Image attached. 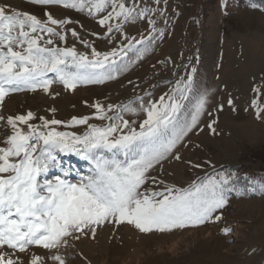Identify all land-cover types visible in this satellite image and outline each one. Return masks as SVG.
<instances>
[{
  "label": "rangeland",
  "instance_id": "rangeland-1",
  "mask_svg": "<svg viewBox=\"0 0 264 264\" xmlns=\"http://www.w3.org/2000/svg\"><path fill=\"white\" fill-rule=\"evenodd\" d=\"M138 2L141 8L147 5L153 10L149 18L154 25L145 18L124 24L122 32L114 28L108 34L107 26L98 23L106 13L93 18L87 10L44 8L28 0H0V5H11L42 21L46 19L45 12L57 20H70L64 29H55L67 30L66 43L57 41L60 47L74 46L90 57L91 48H85L81 41L101 53L133 46L121 61L126 68L115 74V79L78 86L75 90L54 83L48 94L42 90L12 93L0 115L32 111L37 117L68 122L72 117H91L95 112L92 105L96 103L105 108L131 103L139 108L141 98L146 105L158 102L161 96L167 99L177 82L191 75L193 83L186 108L191 110L199 96L206 94L205 113L198 126L177 146L175 155L180 159L170 157L157 165L150 172L155 183L150 179L145 187L154 191H164L166 186L187 188L193 182L223 172L229 177L235 174L232 183L243 194L229 193L226 208L217 213L221 219L198 228L144 235L128 225L107 226L98 229L95 239L70 241L74 247H61L57 254L64 256L67 264H264V197L252 190L264 182V10L242 0ZM125 3L130 4L131 0ZM110 23L115 26L117 21ZM71 30L78 33V39L71 36ZM141 39L144 44L137 43ZM141 53L142 58H138ZM257 107L261 109L260 118L256 115ZM124 118L135 120L134 126L139 130L144 113H125ZM89 123L102 126L108 121ZM58 130L82 134L86 126H58ZM9 134L10 129L0 123V147L6 146L3 141ZM61 159L67 167L87 174L86 162L75 156ZM53 175L49 173V177ZM34 254L42 257V264H54L47 250L35 246L15 256L28 264Z\"/></svg>",
  "mask_w": 264,
  "mask_h": 264
},
{
  "label": "snow or ice",
  "instance_id": "snow-or-ice-1",
  "mask_svg": "<svg viewBox=\"0 0 264 264\" xmlns=\"http://www.w3.org/2000/svg\"><path fill=\"white\" fill-rule=\"evenodd\" d=\"M28 2L44 8L87 10L93 18L106 13L98 23L107 26L108 34L114 28L122 32L124 24L153 14L147 5L141 8L138 0L130 4L125 0ZM160 2L155 0L156 4ZM44 15L42 21L11 5H0V110L12 93L42 90L48 94L54 83L75 90L115 79V74L126 68L121 61L132 45L101 53L81 41L85 48H91L89 57L74 46H58L57 41L66 43L67 30L55 29H64L70 20H57L50 12ZM112 20L117 21L115 26ZM148 23L154 25L150 18ZM71 36L79 38L75 30H71ZM192 83L189 75L177 82L167 99L161 96L158 102L146 105L141 98L139 108L131 103L107 108L96 103L91 117H72L68 122L37 117L32 111L0 115V123L10 129L3 141L6 146L0 147V264H24L15 254L33 246L47 250L54 264H67L65 257L57 254L61 247H74L70 241L95 239L98 229L107 226L128 225L144 235H167L219 221L217 213L226 208L229 193L243 194L232 183L235 174L229 177L217 172L187 188L166 186L164 191H154L145 187L150 179L155 183L150 172L157 165L170 157L180 159L175 155L177 146L205 113L206 94L199 96L191 110L186 108ZM110 112L112 115H108ZM141 112L144 118L137 130L136 121L125 119L124 114L138 116ZM260 113L257 107V118ZM37 119L39 124L34 123ZM90 120L108 123L98 126ZM58 126H86V130L77 134L60 131ZM65 156L86 162L87 174L67 167L61 159ZM50 172L54 173L51 177ZM252 190L264 197V182ZM28 264H42V257L34 254Z\"/></svg>",
  "mask_w": 264,
  "mask_h": 264
},
{
  "label": "trees",
  "instance_id": "trees-1",
  "mask_svg": "<svg viewBox=\"0 0 264 264\" xmlns=\"http://www.w3.org/2000/svg\"><path fill=\"white\" fill-rule=\"evenodd\" d=\"M242 2L248 6L256 5L257 8L264 10V0H242Z\"/></svg>",
  "mask_w": 264,
  "mask_h": 264
}]
</instances>
